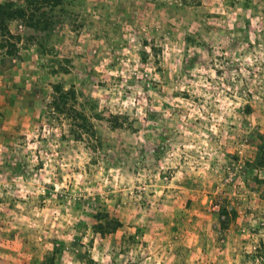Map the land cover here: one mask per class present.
I'll list each match as a JSON object with an SVG mask.
<instances>
[{"label": "rangeland", "instance_id": "obj_1", "mask_svg": "<svg viewBox=\"0 0 264 264\" xmlns=\"http://www.w3.org/2000/svg\"><path fill=\"white\" fill-rule=\"evenodd\" d=\"M45 12L0 36V264H264V0Z\"/></svg>", "mask_w": 264, "mask_h": 264}, {"label": "trees", "instance_id": "obj_2", "mask_svg": "<svg viewBox=\"0 0 264 264\" xmlns=\"http://www.w3.org/2000/svg\"><path fill=\"white\" fill-rule=\"evenodd\" d=\"M84 0H24L23 4H1L0 3V36L7 38L9 35L8 23L9 22H19L23 24L26 28H31L36 32L45 30L51 25L50 20L47 19L48 13L52 12L53 9H62L63 7L73 6L77 3H83ZM44 11V12H43ZM40 16L43 19L42 23L37 22ZM49 18V17H48ZM38 24H42V28L37 27ZM6 42L4 39L0 41V48L4 49ZM40 44V42H39ZM40 46H42L40 44ZM14 46L11 45L10 50L6 51L7 55H12L14 52ZM1 55V53H0ZM76 91L74 89H64L61 84L52 85V101L50 107H52L58 114L63 116L67 115L70 118L80 117L79 111L76 110ZM118 118V117H116ZM83 119H85L83 117ZM86 129V126L82 128L76 125L74 122L71 123L69 130L72 134H79ZM256 140V156L255 165L258 167L264 166V132H255L254 134Z\"/></svg>", "mask_w": 264, "mask_h": 264}]
</instances>
